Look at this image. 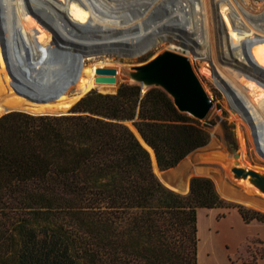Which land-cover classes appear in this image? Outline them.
Returning <instances> with one entry per match:
<instances>
[{"label":"trees","instance_id":"16d2710c","mask_svg":"<svg viewBox=\"0 0 264 264\" xmlns=\"http://www.w3.org/2000/svg\"><path fill=\"white\" fill-rule=\"evenodd\" d=\"M126 122L161 171L206 147L215 126L136 84L93 90L70 115L0 117V264H199L200 210L264 223L210 178L193 177L186 195L166 187Z\"/></svg>","mask_w":264,"mask_h":264},{"label":"bare ground","instance_id":"6f19581e","mask_svg":"<svg viewBox=\"0 0 264 264\" xmlns=\"http://www.w3.org/2000/svg\"><path fill=\"white\" fill-rule=\"evenodd\" d=\"M217 1L0 0V114L66 110L97 87L96 69L103 67L104 55L119 51L138 55L158 43L163 30H187L200 34V46L179 50L190 61L204 62L205 73L225 93L235 118L252 132L257 151L264 158V98L243 101L232 78L237 68L264 84V0L258 1L260 12L252 9L255 0H241L239 11L232 15L234 25L227 33V46L221 48H215L217 41L211 38L209 29ZM51 32L55 42L50 41ZM75 47L84 53L83 58L69 55ZM238 61L245 65L239 67ZM262 87L257 90L264 96ZM73 88H78V93L71 99L66 93ZM130 129L143 143L137 130ZM146 148L154 173L172 188L160 174L153 152ZM205 160L226 168L231 163L222 153L208 155ZM237 200L264 211V204L255 200L243 196Z\"/></svg>","mask_w":264,"mask_h":264},{"label":"rangeland","instance_id":"374dc122","mask_svg":"<svg viewBox=\"0 0 264 264\" xmlns=\"http://www.w3.org/2000/svg\"><path fill=\"white\" fill-rule=\"evenodd\" d=\"M258 1L259 0L254 1V7L252 6V9L256 11L258 10L257 12H260L261 10L259 8L260 5ZM257 5H259V7ZM262 9H264V6L262 7ZM175 34L176 32L173 29H167L166 31L163 30L162 36L160 37L158 43H156L149 51L138 55H128L125 52L122 53V51H119L121 52V54L117 52L116 54L108 53L104 55L105 57L104 59H102V66L105 68H114L118 71V84L108 86L97 85V87L92 90H96L102 94H115L122 84H134V82L129 76V73L131 72L132 68L145 64L156 56L161 55L165 52H173L182 55L181 51L178 50V40ZM53 39L54 34L53 32H51L50 41H52ZM55 40L56 39H54L53 42H55ZM226 42L227 39L224 40L225 47L227 46ZM214 44L216 45L215 42ZM69 55L76 59H81L84 57V53L76 47L70 51ZM107 57L110 62L109 60H107ZM194 61L195 60L191 61L192 67L196 75L198 76L202 86L204 87L206 93L213 102V107L208 117L203 120V122H205L209 126L215 124V126L211 129V140L206 147L188 156L177 167V169L179 170H177L176 168L175 171L174 169L169 171L160 170V174L168 183L177 187H184L188 185L193 177L198 176L210 178L215 183L219 194L225 200L233 204L243 206L246 209L255 210L264 214V211H260L258 209L246 206L237 200L240 196H243L247 197V199L255 200L261 204H264V196H262L251 186L246 184L244 180H237L234 177V174L232 173V168L234 167V163L236 160L233 157L232 148L238 150L240 159H238L237 161L242 167L245 168L254 169L264 173V158L261 157V155L257 151L256 142L255 140H253L252 132H248V130L246 129V125L241 121L240 123L239 120L235 118V112L231 108V105L228 102V98L225 93L216 84H214L215 82L213 81V79L205 73L204 62ZM238 63H240L239 67L241 65H245L239 61ZM77 66L81 67L83 65L79 64ZM248 71H250L248 73L251 74L255 73L251 72V70ZM232 75L233 80L236 81L239 86L238 94L243 97V101L250 102L254 100L257 96L264 98L263 95L258 94L257 88L260 89L263 86L262 89L264 90V84L260 83L259 78H255L253 75L247 74L244 71H240L237 68L234 69V73L232 72ZM77 93L78 88H73L72 90L66 93V96L72 99L76 96ZM3 115H5V113L0 114V117H2ZM128 126L129 128H131L130 124H128ZM262 152L264 153L263 145ZM214 153H222L228 159H230L231 163L229 164V168H226L220 163L205 160V157ZM180 167H183L184 170ZM240 193L242 194L240 195ZM219 210H221V214H219V219L223 214L230 212L225 209ZM205 219V215L203 214L200 220L201 232L203 234L202 240H204V223L206 222ZM263 243L264 242L262 240L255 239L252 241V243L246 246V251L244 253L236 255L234 258L228 256V259L232 263L243 261L246 264H257L258 260H260L261 257L264 255ZM200 249L205 251V254L207 256L206 264H224V250L220 242L216 241L215 239L213 240L212 238H208L200 243ZM203 263H205V259H203Z\"/></svg>","mask_w":264,"mask_h":264},{"label":"water","instance_id":"95a60500","mask_svg":"<svg viewBox=\"0 0 264 264\" xmlns=\"http://www.w3.org/2000/svg\"><path fill=\"white\" fill-rule=\"evenodd\" d=\"M96 74L97 77L95 78V83L97 85L118 84V71L114 68L100 67L96 69ZM129 76L134 84L139 85L142 88L143 93H146L151 88L162 89L173 100L176 108L181 113L188 114L189 116L197 120H205L213 107V102L202 86L198 76L196 75L192 67L190 60L183 55H179L173 52H165L161 55L156 56L145 64L132 68ZM91 91H89L88 93H90ZM88 93L80 96L79 99L69 104V107L66 110L39 113L22 110H12L5 112V114H9L12 112H25L33 115H70L72 114L74 106ZM126 124H130L131 127L136 129L132 122H126ZM138 135L144 143L143 144L139 140L142 145L151 149L145 143L139 132ZM136 137L138 138L137 135ZM151 151L153 152L156 160L154 151L152 149ZM232 153L234 159L236 160L234 163V167L232 168L234 177L237 180H244L246 184L251 186L262 196H264V173L254 169L242 167L237 161L238 159H240L238 150L232 148ZM243 203L246 204L247 202Z\"/></svg>","mask_w":264,"mask_h":264},{"label":"crops","instance_id":"0c3cea01","mask_svg":"<svg viewBox=\"0 0 264 264\" xmlns=\"http://www.w3.org/2000/svg\"><path fill=\"white\" fill-rule=\"evenodd\" d=\"M170 185L172 186V184ZM172 188L169 189L186 195L190 191V183L184 187H177L173 185ZM203 214L206 218V222L204 223V240L212 238L222 244L225 258L224 264H246L243 261L232 263L229 261L228 256L234 258L236 255L244 253L246 251V246L252 243L255 239H259L264 242V223L258 221L246 223L237 210H232L226 213L225 217L220 219L219 214H221V210L219 209L200 210L198 212V229L200 239L198 254L199 264H206L207 260L205 251L200 249V243L204 241L202 240L203 234L200 226V220ZM203 259H205V263H203ZM257 264H264V258L258 260Z\"/></svg>","mask_w":264,"mask_h":264},{"label":"built area","instance_id":"2783aa9c","mask_svg":"<svg viewBox=\"0 0 264 264\" xmlns=\"http://www.w3.org/2000/svg\"><path fill=\"white\" fill-rule=\"evenodd\" d=\"M240 2L241 0H218L217 4L214 6L213 11H216V14H214V17L210 20L209 29L211 30V38L217 41V46L215 45V48H221V46L225 47L224 40L227 39V33L229 32V29H231L234 25V21H232V15L234 14V12L239 11L238 5L240 4ZM175 32L178 40V50L182 48H189L194 50V47L200 46L198 43L200 35L199 33H190L187 30H177ZM181 53L182 55H184L182 51Z\"/></svg>","mask_w":264,"mask_h":264}]
</instances>
